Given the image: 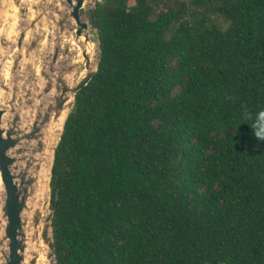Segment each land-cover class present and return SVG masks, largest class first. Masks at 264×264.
I'll return each instance as SVG.
<instances>
[{
    "label": "trees",
    "instance_id": "1",
    "mask_svg": "<svg viewBox=\"0 0 264 264\" xmlns=\"http://www.w3.org/2000/svg\"><path fill=\"white\" fill-rule=\"evenodd\" d=\"M101 58L50 180L56 264H264V0H101Z\"/></svg>",
    "mask_w": 264,
    "mask_h": 264
},
{
    "label": "water",
    "instance_id": "2",
    "mask_svg": "<svg viewBox=\"0 0 264 264\" xmlns=\"http://www.w3.org/2000/svg\"><path fill=\"white\" fill-rule=\"evenodd\" d=\"M100 2L0 0V264H38L40 257L56 264L54 212L46 216L55 152L75 97L96 75L101 58L97 31L90 20L80 21L78 11L85 5L90 14ZM53 129H59L55 138ZM43 165L49 200L28 221L23 213L37 183L30 171L39 172ZM29 228L33 232L27 239ZM28 243L35 244L30 253ZM40 246L47 247L46 258Z\"/></svg>",
    "mask_w": 264,
    "mask_h": 264
},
{
    "label": "bare ground",
    "instance_id": "3",
    "mask_svg": "<svg viewBox=\"0 0 264 264\" xmlns=\"http://www.w3.org/2000/svg\"><path fill=\"white\" fill-rule=\"evenodd\" d=\"M10 35H13V33L11 32ZM58 132H59V129H53V131L50 132L51 138H55ZM44 167H45V165H43V168L39 172H36V173L34 170L30 171V174L34 173L35 176L37 177V183L35 184V186H33V192H32V194H30V197L28 198L27 210L23 213V217H25L28 221L30 219H32V215H33L34 210L37 209L38 207H40V205L45 200L46 195H47V187H46L47 181H46V176H44ZM1 189H2V186L0 183V192L2 194ZM41 197H44L43 201H41V199H40ZM28 225H30V224L28 223ZM29 230H30V233H27V235H28L27 239L29 238L30 234L33 232L32 229L29 228ZM34 246H35L34 243L33 244L28 243V247H27L28 252L27 253H30ZM40 247H42V246H40ZM42 258L43 257L39 258L38 262H40V260Z\"/></svg>",
    "mask_w": 264,
    "mask_h": 264
},
{
    "label": "clouds",
    "instance_id": "4",
    "mask_svg": "<svg viewBox=\"0 0 264 264\" xmlns=\"http://www.w3.org/2000/svg\"><path fill=\"white\" fill-rule=\"evenodd\" d=\"M241 119L248 123L253 136L258 141H264V107H259L253 110H243L241 113Z\"/></svg>",
    "mask_w": 264,
    "mask_h": 264
},
{
    "label": "flooded vegetation",
    "instance_id": "5",
    "mask_svg": "<svg viewBox=\"0 0 264 264\" xmlns=\"http://www.w3.org/2000/svg\"><path fill=\"white\" fill-rule=\"evenodd\" d=\"M60 2H62V1H60ZM62 3H64V2H62ZM65 4V3H64ZM35 9H36V11H38L37 9V6H35ZM35 11V12H36ZM53 11H54V14L55 15H59L60 13H61V9L59 8V7H55L54 9H53ZM78 13H79V16H80V21L81 22H85V21H87V20H90V15H91V13L89 14V13H87V11L85 10V5H84V7H82L79 11H78ZM3 16V15H2ZM2 16H0V20H1V18H2ZM24 17V16H23ZM70 31L71 32H73L74 31V27L73 26H71L70 27ZM9 39H11V38H14V34L13 35H10L9 34V37H8ZM39 54H42V49L39 47ZM68 57V56H67ZM77 59V64L79 65V62H82L81 64H80V70H81V68L83 67L82 65H83V59L80 57V59L79 58H76ZM80 60V61H79Z\"/></svg>",
    "mask_w": 264,
    "mask_h": 264
},
{
    "label": "rangeland",
    "instance_id": "6",
    "mask_svg": "<svg viewBox=\"0 0 264 264\" xmlns=\"http://www.w3.org/2000/svg\"><path fill=\"white\" fill-rule=\"evenodd\" d=\"M93 34H94V31H93ZM95 36V35H94ZM95 39H96V37H95ZM94 46H95V48H96V50H95V54L97 55L98 54V51H97V42L94 40ZM94 48V49H95ZM71 104V103H70ZM70 104H69V106H70ZM43 198L44 197H41L40 199H41V201H43ZM47 200H49V194L47 195ZM52 213V210H51V206H50V204L48 205V210H47V212H46V216L47 215H50ZM43 248V252L45 253V258H46V255H47V253H48V249H47V247L45 246H42ZM32 250H34V248L32 249ZM41 258V257H40ZM38 264H45V259H44V257L40 260V262H38Z\"/></svg>",
    "mask_w": 264,
    "mask_h": 264
}]
</instances>
